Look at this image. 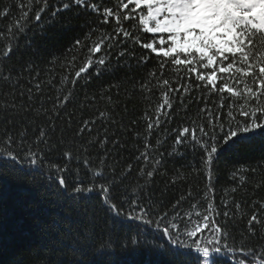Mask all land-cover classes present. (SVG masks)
<instances>
[{
  "label": "snow or ice",
  "instance_id": "snow-or-ice-1",
  "mask_svg": "<svg viewBox=\"0 0 264 264\" xmlns=\"http://www.w3.org/2000/svg\"><path fill=\"white\" fill-rule=\"evenodd\" d=\"M58 2L60 7H54L51 0H21L15 5L19 14L0 29L3 39L0 60L7 61L20 47L19 37L34 22H39L43 34L46 26L41 19L43 14H48L49 23L65 11L75 10V15L81 11L95 14V19L81 23L84 35L74 39L64 55L67 63L62 66L68 71L59 75L60 86L55 97L45 98L44 88L52 87L57 77L40 80V72L31 60L15 74L11 67L0 71V82L9 88L6 94L0 95V115L23 117L32 113L34 120L44 117L43 124L35 125L28 120L3 121L13 127L0 130V157L3 158L0 160V242L4 240L3 226L9 219L14 229L12 240L23 241L33 231H45L39 218L44 200L23 198L31 195V189L21 186L25 183V171L31 170L48 181L47 186L60 208L71 209L81 216L83 223L76 242L90 251L96 250L97 245L111 246L112 222H135L143 228L130 235L129 242L161 249L167 256L164 264H220L221 260L226 264H264V243L255 246L250 239L257 236L256 225H261L260 235L264 240V202L253 201L250 206L252 213L247 219L246 233L240 234L239 244L233 234L237 218L244 213L242 202L231 194L246 183L244 173L255 174L257 166H241L232 171L230 178L239 183L223 189L218 204L215 187L217 162L226 146L257 137L264 142V0ZM12 16L11 6L0 9V18L7 20ZM71 24V17L62 22L65 27ZM141 33L152 34L153 38L146 39ZM26 47H32L30 39ZM153 58L155 65L143 75L114 80L99 92L101 99L106 97L111 101L113 89L119 96L120 89L124 88L129 98L139 92L151 105L152 96L159 89L162 103L145 110L143 132L137 130L136 120L131 121L132 127L126 128L121 117L109 119L115 130L110 134L109 124H105L100 136L101 129L95 128L96 119H90L84 120L77 131V136L82 137L85 130L92 133L95 129L98 136L87 141L89 147L77 148L73 144L69 148L65 143L63 148L68 150H63L59 146L60 138L53 139L55 122L61 110L75 99L78 81L86 86L93 76H114L121 69L143 68ZM56 60L53 58L49 63L55 64ZM166 70L172 71L175 80L165 78ZM25 83L29 86L25 87ZM193 91L201 92L203 98L196 118L190 119L188 126L169 128L179 111L187 112L186 98L201 99L192 97ZM211 95L218 102L212 101L210 105ZM95 99V94L89 97L85 93L84 100L94 103ZM174 102L177 111L173 110ZM46 103L51 107H45ZM99 116L108 119L103 111ZM66 119L71 123L70 118ZM17 123L19 127L15 126ZM125 131L132 132L133 139L142 144V150L133 145L138 153L134 157L135 165H139L135 175L134 163L120 168L116 161L117 150L127 143L122 135ZM169 135L174 136L171 151L166 148ZM91 152H103V156L97 154L94 161ZM188 152H198L199 159L180 166L190 170L187 175L175 169L168 177L167 158H182ZM53 153L63 162H53ZM258 167L264 169V155ZM157 176L166 178L165 187L159 193L154 191ZM190 179H202L203 188L194 191L189 185L178 198L172 201L165 198L169 185ZM53 183L58 188L52 187ZM254 187L260 188L261 183ZM15 192L23 195L15 198L10 208L8 201ZM41 196L47 198L48 192L42 191ZM21 210L28 211L20 215ZM149 231L159 233L156 242L148 240Z\"/></svg>",
  "mask_w": 264,
  "mask_h": 264
},
{
  "label": "trees",
  "instance_id": "trees-1",
  "mask_svg": "<svg viewBox=\"0 0 264 264\" xmlns=\"http://www.w3.org/2000/svg\"><path fill=\"white\" fill-rule=\"evenodd\" d=\"M21 0H0V9L6 6H11V12L13 14L9 19L0 18V29H3L6 24L9 23L11 18H14L19 14V9L15 6L20 3ZM107 2V0H105ZM51 4L54 7H60L58 0H51ZM146 11V9H145ZM72 18L71 26H62V22H65L67 18ZM42 21H45L46 26L43 28V34H41V29L39 28V22H34L28 32L25 35H21L18 40L19 48L15 49L7 61L0 60V71H3L5 67H11L15 71L21 69V67L29 62L33 61L36 68L40 72V80L48 79L51 76H56L57 80L54 81L52 87L44 88V96L55 97L56 88L60 85L58 83L59 75L68 71L62 65L66 64L67 61L64 59V55L67 54V50L71 47L74 39L81 38L84 35L85 29L81 27V23L85 19H95V14L88 12L85 13L81 11L79 15H75V10L69 12L58 13V18L56 20H51L49 23L48 14L45 13L41 17ZM133 23H138L134 21ZM146 39L153 38L152 34L141 33ZM32 41V47H26L28 40ZM3 45V39L0 38V46ZM57 58L55 64L49 63ZM82 58V54H81ZM155 65V58L149 62L148 65L143 68H134L132 71L121 69L114 76H93L90 83L86 86H82L83 82L78 81L75 86V99L70 101L64 109L61 110V116L56 120V130L53 139L60 138L59 146L63 150H68L63 148L66 143L69 148L73 144L80 147H89L87 144L88 140L94 139L98 136V133L93 130L89 133L87 130L82 134V137L77 136V131L84 120L96 119L97 123L95 128L101 129L99 133L102 136V129L105 124H109V119L118 120L122 119V123L126 128L132 127L131 121H137V130L143 132L145 129V124L142 120L144 112L146 109H151L156 106L157 103H162L160 97L159 89L155 91L152 96L151 105L147 104L144 97L136 92L129 98L125 93L124 88L120 89V95L115 94L116 90L112 91V99L109 101L106 97L101 99L99 92L106 85L115 81H120L123 77L129 75H135L139 77L143 73L152 68ZM171 69V66H169ZM183 69L180 70V74L183 75ZM28 74L25 73V76ZM219 76V74H218ZM165 78H170L175 80L176 77L172 75V71L166 70ZM184 82L183 80L181 81ZM22 83H24L22 81ZM219 85V80H218ZM28 87V84H24ZM126 87H131L126 85ZM175 87V84H173ZM9 91L8 86L3 85L0 82V95L6 94ZM35 91V90H33ZM85 93L89 97L96 95L95 102L90 100H84ZM175 95V94H174ZM192 97H201L199 101L195 99H187L188 103L187 112L179 111L177 116L173 119L169 128L188 126V121L190 119H195L198 110L203 106L202 93L198 91H193L191 93ZM227 97L228 94L225 93ZM34 99H39V97H34ZM209 103L211 105L212 101H217L218 98L215 95L208 97ZM18 100V97H17ZM27 98L25 97V105L27 106ZM45 107H51L50 103H46ZM173 110L177 111V104L174 102ZM105 112L108 119H102L99 116L100 112ZM66 117L70 118L71 123L68 122ZM5 119H14L18 122H23V120L31 121L33 125L36 123H44V117H40L39 120L33 119L32 113H26L23 117L17 115L13 117L11 114L0 115V130L5 127L11 128L13 125H6L3 123ZM19 127V123L15 125ZM110 134L114 131V127L109 124ZM123 140L127 141L123 149H118L116 153V161L120 168H126L128 163H134V157L138 153L134 150L133 145L141 148L142 144L133 139L132 132H123ZM174 136L169 135L166 148L171 151V143ZM152 142H155V137L152 138ZM92 147H96L93 145ZM227 150H222L220 154V159L218 163V175L215 178L216 192V202L219 203L221 195H223V189H228L235 186V183H239L238 180L234 183L230 178V173L235 171L241 166H257V171L255 174L244 173L247 176L246 183L242 187L238 188L237 192L231 194L235 197L237 201H241V209L244 213L242 217H238L235 225L233 227V234L237 239V243L240 241V234L246 233L247 229V219L252 213V208L250 207L253 201L264 202V169L258 167L260 162V157L264 155V142H262L259 137L253 140L240 141L237 144L229 147L226 146ZM75 151L76 149H72ZM161 151H164L162 148ZM97 154L103 156V152H91V158L95 161ZM57 153H53V162L62 163V159H56ZM3 158L0 157V160ZM198 160L199 153L193 154L192 152L186 153L185 157H173L167 158L166 168L168 169V177L174 174L175 169H180L187 172L190 170L182 169L180 166L182 164H187L191 160ZM111 163V161H109ZM75 166V165H74ZM139 165H135L134 173L138 169ZM241 173H237L239 176ZM165 179L160 176L155 178L156 184L154 191L159 193L165 187ZM24 182L21 186L31 189V195L24 196L23 198L32 199H43V207L39 210V218L44 224L45 231H33L28 235V238L20 240H12L11 233L13 232V224L11 219L5 222L3 226V242H0V264H164L167 259L166 254L161 249H155L145 246H137L134 243H130L128 237L130 235H135L138 230L143 228L142 225H138L135 222H119L115 221L113 223L114 237L110 242V247H102L100 245L96 246V250H89L83 245L78 244L77 233L81 229L83 223L81 216L73 212L71 209L60 208L53 199V193L48 188V181L41 176L39 172H32L31 170H26L24 174ZM143 183V181H140ZM257 183H261L260 188H255ZM191 185L194 191L203 188V180H188L185 182L177 181L176 185H169L165 190V198L172 201L179 197L188 187ZM52 187L58 188V185L53 183ZM48 192L47 198L41 196V192ZM23 194L15 192L13 193V198L9 199L8 206L11 208L14 206L15 198ZM195 201H193L194 203ZM184 207L187 209L189 205L186 203ZM259 207V204H257ZM197 211L202 210V208L195 209ZM24 211L21 210L20 215H23ZM35 212L36 209H32ZM261 225H256L257 236L250 237L255 246H259L260 243H264L261 239L260 228ZM143 240V236L140 237ZM159 239V233H152L149 231L148 240L156 242ZM107 241V237H105ZM163 243L162 240H159ZM220 264H226V261L221 260Z\"/></svg>",
  "mask_w": 264,
  "mask_h": 264
}]
</instances>
